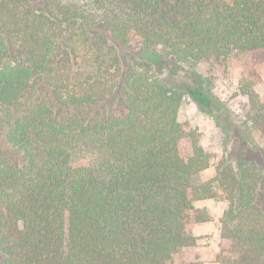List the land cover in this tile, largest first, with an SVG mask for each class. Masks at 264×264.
<instances>
[{"label":"trees","instance_id":"trees-1","mask_svg":"<svg viewBox=\"0 0 264 264\" xmlns=\"http://www.w3.org/2000/svg\"><path fill=\"white\" fill-rule=\"evenodd\" d=\"M233 51L264 53V0H0V264H183L185 227L209 219L194 203L218 193L235 264H264V103L250 89L193 185L212 157L148 61Z\"/></svg>","mask_w":264,"mask_h":264},{"label":"rangeland","instance_id":"rangeland-1","mask_svg":"<svg viewBox=\"0 0 264 264\" xmlns=\"http://www.w3.org/2000/svg\"><path fill=\"white\" fill-rule=\"evenodd\" d=\"M115 48L119 55L129 52L119 45ZM148 61L154 75L183 91L178 120L195 129L200 145L212 157V166L195 175L192 184L210 181L232 149L231 139L225 135L221 124H241L245 120L250 89L264 103V53L233 51L224 59L201 61L192 70L182 66L176 72L172 71L169 59L150 58ZM252 139L264 148L263 134L253 131ZM247 159L263 164L255 153H249ZM230 160L236 165L233 158ZM71 164L74 167L92 166L94 162L87 155L74 154ZM194 206L209 219L185 227L184 244L174 253V261L183 264H235L236 252L219 234L220 218L226 206L220 193L215 198L196 201Z\"/></svg>","mask_w":264,"mask_h":264}]
</instances>
